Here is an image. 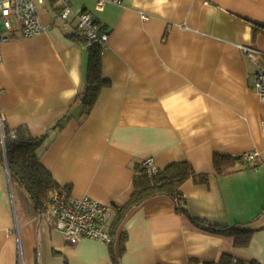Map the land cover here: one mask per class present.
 <instances>
[{
	"label": "crops",
	"instance_id": "1",
	"mask_svg": "<svg viewBox=\"0 0 264 264\" xmlns=\"http://www.w3.org/2000/svg\"><path fill=\"white\" fill-rule=\"evenodd\" d=\"M70 6L67 19L59 17V2L39 9L44 33H15L2 43L0 127L43 137L41 164L69 197L108 205L110 222L134 191L135 165L152 159L162 170L187 161L207 176L180 186L191 217L249 228L251 237L238 246L155 195L124 213L110 244L70 242L15 176L11 188L0 163V264H215L231 257L264 264V102L252 90L257 68L264 69V0ZM84 11L108 36L105 47L94 48L104 85L88 110L81 92L90 49L77 29ZM245 46L258 53H244ZM244 153L257 155L244 161ZM215 154L235 161L218 172Z\"/></svg>",
	"mask_w": 264,
	"mask_h": 264
},
{
	"label": "trees",
	"instance_id": "2",
	"mask_svg": "<svg viewBox=\"0 0 264 264\" xmlns=\"http://www.w3.org/2000/svg\"><path fill=\"white\" fill-rule=\"evenodd\" d=\"M263 30L262 27L258 28ZM81 46L85 47L86 37L78 31ZM95 47H102L94 43L89 47V63L86 73L87 87L81 92L85 106L90 109L95 103L100 88L104 85L100 71V57ZM0 132L2 143L0 144V163H5L11 175L18 178L21 185L30 196L37 210L48 209V196L53 190H65L53 179L52 174L40 162L37 149L43 137H32L28 130L21 126L14 129L1 122ZM235 161L234 157L223 154H215L213 162L218 172L225 170L227 165ZM189 178H197L200 181L207 179L205 175H198L187 161H177L159 170L151 176L146 173V167L141 163L135 165L134 191L128 202L118 210L114 220H111L112 233H116L124 213L131 207L139 205L145 199L155 195H166L176 201L177 210L184 213L196 226L211 233L234 237V243L238 246H246L251 237V229L240 228L239 225H213L202 219L191 217L188 213L185 201L180 191L181 184ZM113 235V234H112ZM121 243L125 241L124 233L120 236ZM235 258L234 264H258L255 260H238L236 257L225 259V262L215 264H229ZM116 260V259H115Z\"/></svg>",
	"mask_w": 264,
	"mask_h": 264
},
{
	"label": "built area",
	"instance_id": "3",
	"mask_svg": "<svg viewBox=\"0 0 264 264\" xmlns=\"http://www.w3.org/2000/svg\"><path fill=\"white\" fill-rule=\"evenodd\" d=\"M36 1L0 0V61L2 43L15 33L22 37H33L45 32L46 26L40 18ZM42 1L38 0L40 3ZM57 1L60 3L59 17L67 19L72 14L71 0ZM121 2L122 0H95V8L102 10L106 4L119 5ZM77 29L86 37L85 47L94 43L102 47L106 46L107 33L99 27L90 13L84 11L78 14ZM243 52L256 54L258 50L245 46ZM252 90L264 102V69L262 67H258L256 70ZM256 155L257 153H244L242 159L244 161L251 160ZM142 164L146 167V173L149 176L157 172L152 159H146ZM48 209L52 225L63 234L65 240L75 242L87 237L100 240L107 245L112 242V236L108 231L111 219V209L108 205L102 204L87 195L71 198L66 190L56 189L49 193ZM235 262L236 259L233 258L229 264Z\"/></svg>",
	"mask_w": 264,
	"mask_h": 264
},
{
	"label": "rangeland",
	"instance_id": "4",
	"mask_svg": "<svg viewBox=\"0 0 264 264\" xmlns=\"http://www.w3.org/2000/svg\"><path fill=\"white\" fill-rule=\"evenodd\" d=\"M58 6V2L54 1V0H43L41 3L38 2V0L36 1V6L37 9L41 10L43 8H49L50 10H52L51 6ZM59 21V20H58ZM12 25L14 26V22L12 21ZM13 178H11V188H13L15 186V184L17 183L16 179L14 178V175H12ZM49 211V210H48Z\"/></svg>",
	"mask_w": 264,
	"mask_h": 264
}]
</instances>
